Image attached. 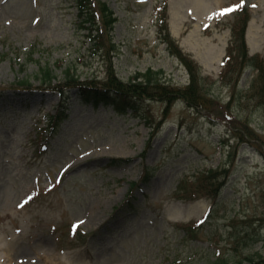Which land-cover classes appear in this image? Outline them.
<instances>
[{"label":"rangeland","instance_id":"rangeland-1","mask_svg":"<svg viewBox=\"0 0 264 264\" xmlns=\"http://www.w3.org/2000/svg\"><path fill=\"white\" fill-rule=\"evenodd\" d=\"M98 1L117 23L114 50L96 55L73 0H0V264L264 263V0ZM178 53L200 109L145 95L117 114L71 92L45 129L60 97L40 88L39 67L53 86L69 67L81 83L103 86L111 69L183 89Z\"/></svg>","mask_w":264,"mask_h":264},{"label":"trees","instance_id":"trees-1","mask_svg":"<svg viewBox=\"0 0 264 264\" xmlns=\"http://www.w3.org/2000/svg\"><path fill=\"white\" fill-rule=\"evenodd\" d=\"M73 1L77 10V18L87 30V37L91 42V50L94 51V54L98 55L100 52L105 53L109 49L113 51L114 45L111 42L109 34L117 23V19L114 17L111 9L105 3L98 0ZM240 13L245 18L240 23L237 22V28L233 30L238 46L237 56L239 60L241 58L247 59L245 34L249 21V15L246 14V9H242ZM31 54L32 51H30L29 55ZM178 57L189 67V71L191 72V83L183 89H175L159 84L158 80H153L150 72L148 74H135L132 80L125 83L119 80L111 69L108 81L103 86L81 83L75 74L70 71L71 69L69 67L63 71V83L53 86L56 79L53 72L47 67H39L36 79L40 83V88L47 91L51 90V92L58 94L60 97L58 106L60 111L58 109L56 114L48 116L47 128L52 132L62 122L64 119L63 112L67 109L71 92L75 94L80 104H91L93 106L110 108L117 114L137 111L138 100L145 95H148L149 99L156 96L166 102L168 106L172 105L173 100L181 99L192 108L200 109L203 104H206V101L202 94V89L199 87V81L195 77L196 72L186 62L183 55L178 53ZM232 57L235 58L236 56L228 55L224 60V66L231 64L233 61ZM3 59L4 57L0 54V62ZM252 61L254 62V59ZM255 68L258 73L256 98L259 101V105L264 108V62L255 63ZM24 83L20 86L30 89ZM243 238H245L243 241L246 242L247 239L250 242H246L245 247L251 246L253 243L259 241L257 238L254 240L253 237L249 238V235H245ZM244 260H248L250 264H264L256 263L250 257H245ZM242 262L240 260L238 264H242Z\"/></svg>","mask_w":264,"mask_h":264},{"label":"snow or ice","instance_id":"snow-or-ice-1","mask_svg":"<svg viewBox=\"0 0 264 264\" xmlns=\"http://www.w3.org/2000/svg\"><path fill=\"white\" fill-rule=\"evenodd\" d=\"M232 11H234V9L230 8V9H227L225 12H221L220 15L223 16V15H226V14L232 12Z\"/></svg>","mask_w":264,"mask_h":264},{"label":"bare ground","instance_id":"bare-ground-1","mask_svg":"<svg viewBox=\"0 0 264 264\" xmlns=\"http://www.w3.org/2000/svg\"><path fill=\"white\" fill-rule=\"evenodd\" d=\"M191 210H192V208H189V211H188V213H190V212H191Z\"/></svg>","mask_w":264,"mask_h":264}]
</instances>
